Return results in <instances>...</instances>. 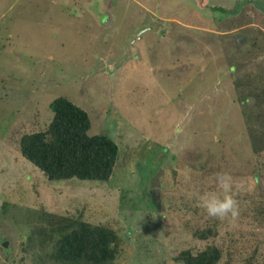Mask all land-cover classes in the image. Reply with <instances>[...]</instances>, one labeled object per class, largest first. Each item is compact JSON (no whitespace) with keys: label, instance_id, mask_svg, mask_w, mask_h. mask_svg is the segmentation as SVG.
Listing matches in <instances>:
<instances>
[{"label":"rangeland","instance_id":"rangeland-1","mask_svg":"<svg viewBox=\"0 0 264 264\" xmlns=\"http://www.w3.org/2000/svg\"><path fill=\"white\" fill-rule=\"evenodd\" d=\"M60 96L118 144L110 181H48L22 157ZM220 171L235 223L196 199ZM40 210L118 230L121 264L210 244L220 264H264V0H0V264H39Z\"/></svg>","mask_w":264,"mask_h":264},{"label":"trees","instance_id":"trees-1","mask_svg":"<svg viewBox=\"0 0 264 264\" xmlns=\"http://www.w3.org/2000/svg\"><path fill=\"white\" fill-rule=\"evenodd\" d=\"M53 117L45 130L24 134L22 157L48 181L108 182L119 156L118 144L107 135L89 134L92 123L87 111L64 96L50 104ZM83 210L74 214L35 211L34 222L39 264H121L123 238L118 230L85 219ZM30 222V223H32ZM194 240L216 236L211 228L197 229ZM223 250L216 244L204 249L185 247L174 257L176 264H220Z\"/></svg>","mask_w":264,"mask_h":264},{"label":"clouds","instance_id":"clouds-1","mask_svg":"<svg viewBox=\"0 0 264 264\" xmlns=\"http://www.w3.org/2000/svg\"><path fill=\"white\" fill-rule=\"evenodd\" d=\"M215 180L217 190L196 194V199L207 217L235 223L239 219L240 206L234 195L233 177L227 171H220L215 174Z\"/></svg>","mask_w":264,"mask_h":264},{"label":"water","instance_id":"water-1","mask_svg":"<svg viewBox=\"0 0 264 264\" xmlns=\"http://www.w3.org/2000/svg\"><path fill=\"white\" fill-rule=\"evenodd\" d=\"M4 247H5L6 251H8V243L7 242L4 243Z\"/></svg>","mask_w":264,"mask_h":264}]
</instances>
